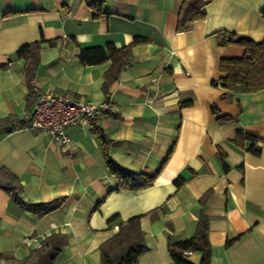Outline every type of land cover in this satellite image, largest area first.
Segmentation results:
<instances>
[{"label": "crops", "instance_id": "obj_1", "mask_svg": "<svg viewBox=\"0 0 264 264\" xmlns=\"http://www.w3.org/2000/svg\"><path fill=\"white\" fill-rule=\"evenodd\" d=\"M97 1L104 13L99 17L87 0H0V64L7 63L0 67V118H24L37 93L49 90L110 106L96 123L69 128L67 145L27 127L0 132V166L19 178L24 200L63 198L60 207L36 218L0 187V263L21 264L43 238L61 232L67 243L52 264H100V245L118 229L108 219L143 214L147 249L139 264H175L168 235L191 237L203 210L211 264H264V89L244 93L211 84L222 76L220 59L244 52L239 45H219L215 33L264 40V0H202L206 18L181 31L182 0ZM136 36L146 41L133 43ZM41 38L57 43L41 47L27 99L26 61L13 55ZM107 42L129 45V61L106 94L102 83L111 61L84 65L78 54L80 47ZM218 115L234 121L219 123ZM93 124L109 140L111 159L127 172L153 173L166 159L152 185L114 190ZM236 129L258 134V155L229 143ZM178 176L185 178L180 187L174 184ZM187 259L200 264L201 253Z\"/></svg>", "mask_w": 264, "mask_h": 264}, {"label": "trees", "instance_id": "obj_2", "mask_svg": "<svg viewBox=\"0 0 264 264\" xmlns=\"http://www.w3.org/2000/svg\"><path fill=\"white\" fill-rule=\"evenodd\" d=\"M87 4L96 10L95 16H102L101 1L87 0ZM204 2L202 0H182L177 14L176 30L181 31L189 24L201 21L206 18V12L203 10ZM261 15L264 16V8L261 9ZM219 45L235 44L243 47L244 52L241 57L222 58L219 60V70L222 76L219 79H212L211 84L221 85L228 90H240L244 93L256 92L264 89V40L254 41L251 38L237 35L233 32L219 31L215 33ZM146 41V38L136 36L133 43ZM57 39L41 38L32 42H26L20 45L13 57L25 59V79L29 92V99L34 92L32 81L35 77L36 69L39 64L40 49L44 44L54 46ZM79 60L84 65L98 64L107 60L111 61L110 66L105 71L102 90L108 93L111 83L119 78L121 70L129 61V45L117 47L112 42H107L105 46L80 47ZM12 58V57H11ZM10 58V59H11ZM7 63L0 64L5 67ZM190 102H182L181 106L188 105ZM213 113L218 114L217 109L212 108ZM219 123L234 121L229 115H218ZM27 120L15 115H7L0 118V132L11 131L16 126L26 127ZM93 134L100 142L101 150L105 160L106 167L115 178L116 186L114 190H140L153 184L157 173L163 167L166 159L159 165L153 173L127 172L117 165L109 154V140L99 127L93 124ZM261 138L255 131L248 129H236L234 137L229 140L234 147L245 148L247 151L258 155L260 147L258 142ZM219 157L224 170L229 166L225 162V153L219 150ZM185 181L183 176H178L174 180L176 187H180ZM0 187L10 196L11 200L18 204L23 210L32 213L36 218L42 217L46 213L57 209L63 203V198L58 197L45 202H30L24 200L22 196V184L19 178L0 166ZM206 192L201 198L203 203L208 196ZM143 214H137L121 219L118 214L108 219V224H116L117 231L106 241L100 249V264H139V258L146 251L147 246L144 242L143 231L140 226V219ZM150 216L156 215V209L151 211ZM169 227L171 224L169 223ZM209 217L201 210L198 215V221L191 237L183 240H174L169 234L167 237V249L175 264H193L187 256L191 252L201 253L200 264H211L212 246L208 238ZM236 238L228 239L225 246L231 245ZM67 243V237L61 232H53L43 238L40 246L34 249L30 255L24 259L21 264H52L62 247Z\"/></svg>", "mask_w": 264, "mask_h": 264}, {"label": "built area", "instance_id": "obj_3", "mask_svg": "<svg viewBox=\"0 0 264 264\" xmlns=\"http://www.w3.org/2000/svg\"><path fill=\"white\" fill-rule=\"evenodd\" d=\"M110 108L107 102H95L83 96H69L57 91L38 92L24 119L27 128L38 130L59 145H67L71 138L68 129L94 121ZM94 123V124H95Z\"/></svg>", "mask_w": 264, "mask_h": 264}, {"label": "rangeland", "instance_id": "obj_4", "mask_svg": "<svg viewBox=\"0 0 264 264\" xmlns=\"http://www.w3.org/2000/svg\"><path fill=\"white\" fill-rule=\"evenodd\" d=\"M1 264V263H0Z\"/></svg>", "mask_w": 264, "mask_h": 264}]
</instances>
